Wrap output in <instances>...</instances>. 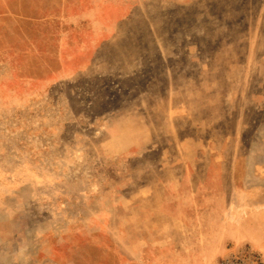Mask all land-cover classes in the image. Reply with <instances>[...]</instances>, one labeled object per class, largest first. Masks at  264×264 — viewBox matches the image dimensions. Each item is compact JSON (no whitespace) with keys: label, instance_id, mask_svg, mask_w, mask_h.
<instances>
[{"label":"rangeland","instance_id":"374dc122","mask_svg":"<svg viewBox=\"0 0 264 264\" xmlns=\"http://www.w3.org/2000/svg\"><path fill=\"white\" fill-rule=\"evenodd\" d=\"M258 168L264 0H0V264H264Z\"/></svg>","mask_w":264,"mask_h":264},{"label":"bare ground","instance_id":"6f19581e","mask_svg":"<svg viewBox=\"0 0 264 264\" xmlns=\"http://www.w3.org/2000/svg\"><path fill=\"white\" fill-rule=\"evenodd\" d=\"M259 168H260V166H259ZM259 168L257 169L256 173L258 176H260L261 179H263L264 178V172Z\"/></svg>","mask_w":264,"mask_h":264}]
</instances>
